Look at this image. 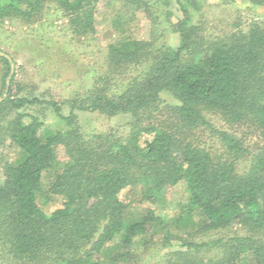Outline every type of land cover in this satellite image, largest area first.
<instances>
[{
  "label": "trees",
  "instance_id": "trees-1",
  "mask_svg": "<svg viewBox=\"0 0 264 264\" xmlns=\"http://www.w3.org/2000/svg\"><path fill=\"white\" fill-rule=\"evenodd\" d=\"M241 1L264 8V0ZM101 2L115 13L105 70L63 102L66 116L45 102L55 124L26 112L44 103L22 94L0 57V137L15 152L0 166L1 261L139 264L136 247L157 240L177 242L162 264H264V26L210 36L191 24L197 0H177L175 21L168 0H0V25L34 24L53 7L81 40L96 33ZM137 13L149 20V40L127 35ZM163 24L179 36L176 48L159 41ZM77 111L129 115L128 132L86 135ZM179 184L186 201L168 218L122 196L138 191V205H154ZM53 198L60 206L43 211L39 201Z\"/></svg>",
  "mask_w": 264,
  "mask_h": 264
},
{
  "label": "rangeland",
  "instance_id": "rangeland-1",
  "mask_svg": "<svg viewBox=\"0 0 264 264\" xmlns=\"http://www.w3.org/2000/svg\"><path fill=\"white\" fill-rule=\"evenodd\" d=\"M185 3V0H180ZM173 15V20L181 19L177 0H168L166 9ZM191 14V24H202L206 34L216 37L235 31H246L251 23L264 26V8L241 0H197V8H188ZM115 13L101 2L96 15V33L81 40L74 39L67 29L66 20L59 11L49 8L40 21L22 25L18 22H5L0 25V51L7 54L15 68L14 82L24 89L22 94L37 98L43 105L31 107L26 112L38 116L46 125L57 122L52 109L45 102H56L61 107V114L66 116L69 107L63 105L66 100L83 94L92 84L96 76L105 70L104 53L115 32L112 20ZM151 25L143 14L137 13L130 23L127 35L138 40L150 39ZM159 41L170 48L179 44V36L163 24L159 27ZM160 99L166 104L175 101L166 93L160 94ZM82 132L86 135L115 132L124 136L128 132L131 117L126 114L107 117L99 113L75 112ZM208 119L218 129H225L223 123L214 116ZM216 145V141H210ZM210 141V142H209ZM15 158V152L9 148L7 140L0 137V166ZM65 161L62 149L57 152V169ZM1 179V173H0ZM49 182V174L44 176L43 186ZM122 196L131 201L135 208H152L164 217L173 215L177 206L186 201L184 185L169 189L152 205H138V191L125 190ZM61 204L59 198L45 202L39 201L43 211L51 212ZM177 235V233L174 232ZM222 235L213 236L214 239ZM207 239V238H206ZM177 249L173 241L168 248H162L157 240L150 247H136L139 264H162L163 255ZM0 264H6L1 261Z\"/></svg>",
  "mask_w": 264,
  "mask_h": 264
},
{
  "label": "water",
  "instance_id": "water-1",
  "mask_svg": "<svg viewBox=\"0 0 264 264\" xmlns=\"http://www.w3.org/2000/svg\"><path fill=\"white\" fill-rule=\"evenodd\" d=\"M0 57L5 58L9 62V64H10V76H11L14 73V68H15L11 58L7 54H5V53H3L1 51H0ZM6 86L7 87L9 86V81L6 82ZM6 95H7V91L4 93L3 97L0 98V103L6 97Z\"/></svg>",
  "mask_w": 264,
  "mask_h": 264
}]
</instances>
